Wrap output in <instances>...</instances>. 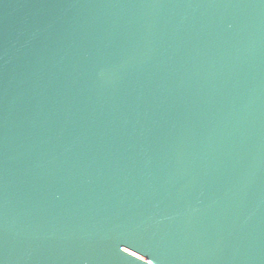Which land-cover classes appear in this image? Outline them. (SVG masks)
<instances>
[{
	"label": "water",
	"instance_id": "obj_1",
	"mask_svg": "<svg viewBox=\"0 0 264 264\" xmlns=\"http://www.w3.org/2000/svg\"><path fill=\"white\" fill-rule=\"evenodd\" d=\"M0 264H264V0H0Z\"/></svg>",
	"mask_w": 264,
	"mask_h": 264
}]
</instances>
